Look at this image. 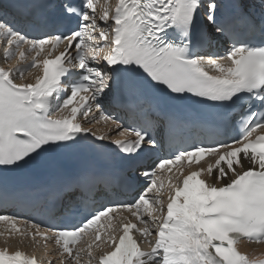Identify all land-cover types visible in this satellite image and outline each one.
<instances>
[{"label":"snow or ice","instance_id":"snow-or-ice-1","mask_svg":"<svg viewBox=\"0 0 264 264\" xmlns=\"http://www.w3.org/2000/svg\"><path fill=\"white\" fill-rule=\"evenodd\" d=\"M0 40L7 45L5 59L34 54L19 68L43 66L34 83L21 84L10 75L12 68H0V220L15 227L18 213L10 214V206H18L17 194L34 187L10 189L14 170L34 165L53 171L58 156L103 148L119 162L118 170H82L39 189L53 213L58 205L70 209L78 192L95 196L101 185L115 182L134 191L131 200L87 209L78 220L58 217L49 223L50 238L72 264H79L80 250L73 249L83 231L114 207L135 209L136 216L150 196L158 205L148 211L151 231L143 216L138 220L145 226L136 229L152 235L150 250L141 249L129 222L118 241L109 233V250L98 255L97 264H264L249 260L236 244L264 239V135L250 139L264 127V0H117L102 14L94 0H0ZM229 40L223 56L213 51ZM202 51L207 58L198 55ZM191 98L208 110L203 123L240 105L238 137L214 146L176 144L179 124L171 109ZM114 103L135 120L121 123L110 111ZM93 109L111 121V131L127 138L106 139L82 127L81 121L97 119L89 116ZM157 128L159 136L153 134ZM166 141L168 152L161 155ZM230 144L237 146L228 150ZM214 147L226 150L215 153L207 178H198L203 168L184 175L182 186H172L164 214V201L153 193L156 169ZM32 227L38 230L39 224ZM90 249L91 244L89 256ZM0 264L37 262L22 251H0Z\"/></svg>","mask_w":264,"mask_h":264},{"label":"bare ground","instance_id":"bare-ground-1","mask_svg":"<svg viewBox=\"0 0 264 264\" xmlns=\"http://www.w3.org/2000/svg\"><path fill=\"white\" fill-rule=\"evenodd\" d=\"M113 1L112 0H107L106 1V4H107V7H111ZM239 246H240V249L244 252V254H251V255H254V254H257L259 252H264V245H260V247H256V248H250L251 246L250 245H246L245 243H243L242 241L239 243Z\"/></svg>","mask_w":264,"mask_h":264},{"label":"rangeland","instance_id":"rangeland-1","mask_svg":"<svg viewBox=\"0 0 264 264\" xmlns=\"http://www.w3.org/2000/svg\"><path fill=\"white\" fill-rule=\"evenodd\" d=\"M112 1H114V0H112ZM247 245V244H246ZM251 247L250 248H256V246H252L251 244H249ZM264 245V243L262 244V246ZM248 246V245H247ZM257 247H260V246H257Z\"/></svg>","mask_w":264,"mask_h":264}]
</instances>
